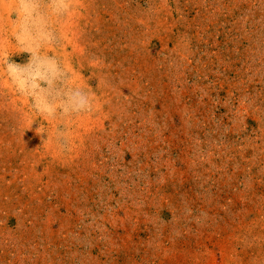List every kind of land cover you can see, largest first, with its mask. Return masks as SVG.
<instances>
[{"label":"rangeland","instance_id":"1","mask_svg":"<svg viewBox=\"0 0 264 264\" xmlns=\"http://www.w3.org/2000/svg\"><path fill=\"white\" fill-rule=\"evenodd\" d=\"M0 264H264V0H0Z\"/></svg>","mask_w":264,"mask_h":264},{"label":"clouds","instance_id":"2","mask_svg":"<svg viewBox=\"0 0 264 264\" xmlns=\"http://www.w3.org/2000/svg\"><path fill=\"white\" fill-rule=\"evenodd\" d=\"M81 107H83L85 109L88 107V102L86 99L84 100V103L81 105Z\"/></svg>","mask_w":264,"mask_h":264}]
</instances>
